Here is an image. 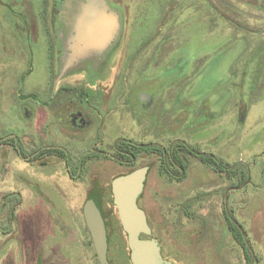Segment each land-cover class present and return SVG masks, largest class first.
Segmentation results:
<instances>
[{"label":"rangeland","instance_id":"374dc122","mask_svg":"<svg viewBox=\"0 0 264 264\" xmlns=\"http://www.w3.org/2000/svg\"><path fill=\"white\" fill-rule=\"evenodd\" d=\"M69 1L0 0V264H36L40 250L54 264H93L78 261L83 253L71 227L84 223L88 198L97 191L115 234L110 253L128 258L112 180L140 166L151 170L141 201H150L158 218L154 235L167 258L176 264L246 258L228 228L229 215L242 224L251 257L264 264V0H122L128 32L138 25L117 69L124 90L103 97L100 86H88L84 99L94 122L104 124V139L95 130L76 132L65 119L66 130L52 125L60 103L50 96L69 85V93L59 94L76 97L82 87L74 78H92L80 70L59 72L49 32ZM142 92L150 94L149 103ZM151 127L155 141L164 135L172 146L214 153L246 182L186 151L180 153L188 173L179 180L161 170L156 153L125 162L113 149H94L110 147L119 135L147 143ZM35 143L37 150L62 143L72 150L66 158H40ZM75 162L81 166L74 170Z\"/></svg>","mask_w":264,"mask_h":264},{"label":"flooded vegetation","instance_id":"af4514ba","mask_svg":"<svg viewBox=\"0 0 264 264\" xmlns=\"http://www.w3.org/2000/svg\"><path fill=\"white\" fill-rule=\"evenodd\" d=\"M123 1L127 2V4L129 5L132 4L130 0ZM139 4L141 5L143 4V2L135 0V5ZM139 16L140 15L138 14L136 15V21ZM56 18L57 29L55 32L53 31L52 33H49L51 35V38H53L57 48V64L58 68H60V74L62 75L64 72L80 70L86 72V74L89 73L92 78H87L83 74H80L82 75V78H74L75 83L82 87L81 90H79L80 94L76 97H72L71 95L59 94L63 91L69 93V85H63V87L61 88L62 90L59 91L57 95L50 96L51 98L54 97V99H56L57 102L60 103V105L54 108L51 113L52 125H61L60 131L66 130V128L63 126L65 123V119L70 124L72 129L76 132H82V134H84L88 131L95 130L97 132V136L102 138L105 132L104 124L97 125L94 122L92 110H90L89 107L84 106V99L86 98L85 95H89V90L86 87H96L97 89V87L100 86L103 89L102 91L106 92L103 97L111 96V94H121L124 89H120L121 82H119L120 80L116 79L117 71H119L117 69L121 68V58L125 54L127 47L130 45L131 40L134 36V31L138 25H136L135 28L133 27L132 31L128 32V15L126 14V7L122 0H72L68 2L65 11H63L62 14L57 15ZM133 54L137 56L138 54H140V51H134ZM105 69L106 75L101 72L102 70L105 71ZM101 73L104 74V78H98V75ZM56 80L59 79H55V81ZM20 81H22V75ZM59 81H61V79ZM74 81L72 83H74ZM138 81L139 79H134L133 85L135 83L137 85ZM126 82V84H128L130 80L127 79ZM57 85L58 84L54 83L51 89H53L55 86L57 87ZM57 89L58 88H56L55 91H57ZM140 95L144 96L146 94L145 92H142ZM18 97L23 100L25 99V96L22 93H19ZM149 97L150 94L144 96V100H147V103H149ZM31 98L38 103L40 102V97L36 95H33ZM102 103H107V101H103ZM96 125L98 129L95 128ZM50 128L51 130H53L52 127ZM100 129H102V131H100ZM151 129L146 131V135L150 136V140L147 143L140 142L139 140L134 139L132 137L119 135L116 141L111 143L110 147H105L106 145L104 143H99L97 146H94V149L105 150L106 148H110L116 151L117 154L120 156L121 152L124 149L132 150L139 147L141 149H150L151 153H156L157 150H162L163 156L168 155V152L170 151L171 147L174 146L169 144V139H167L166 136H164L162 133V140L155 141L154 130L152 127ZM102 139H104V137ZM34 145L35 149L37 150V144L35 143ZM72 145H75V143ZM55 148H59L66 151V155H69L68 151L72 150V146L68 143H62L59 146H55ZM41 151V148L36 151L37 157L41 158ZM181 151H185L184 147H182ZM158 155L160 158L162 157V155ZM181 157L184 158V155L181 154ZM80 161L82 160L80 159ZM66 164L70 163L66 161ZM75 165L81 166L78 162L73 163V166ZM150 171L151 170L149 168L145 181V187L139 197L138 203L140 207H142L146 211L148 223L152 228V237L157 238V236L154 235V232L156 231V221L158 220V218H156V215L150 209V201H147L145 203H142L141 201L143 195L146 193ZM94 195L98 197V201L101 204L103 213H105L102 204V193L97 191L94 193ZM106 225L108 231V260L110 264H133L132 259L130 257V253L128 258H125L123 254L116 256L110 253L111 244L113 242L112 240L115 234L110 233V227L107 221ZM71 229L72 232H74H71L73 239L77 240V242L80 243V248L83 253V255H80L81 258H79L78 261L83 263L85 260H87L88 262L91 261L93 264H101L96 253L91 230L86 222L85 213L84 223L79 224L74 229L71 227ZM123 231L127 236V233L124 229ZM116 236L117 238L120 237L119 234H116ZM142 236L147 237L146 235ZM157 239L160 242V239ZM160 245L161 253L163 256L160 264H167V261H171L173 264H176L173 258H167L165 256L161 242ZM119 252H121L120 249ZM52 259L46 258L44 255V251L40 250L37 254L35 263L54 264V260L52 261ZM262 263L263 262L261 261V258H253V256L251 257V255L248 253L246 258H236V260H233V263L230 260H226L224 264ZM221 264L223 263L221 262Z\"/></svg>","mask_w":264,"mask_h":264},{"label":"water","instance_id":"95a60500","mask_svg":"<svg viewBox=\"0 0 264 264\" xmlns=\"http://www.w3.org/2000/svg\"><path fill=\"white\" fill-rule=\"evenodd\" d=\"M148 170V166H141L112 180L113 201L123 229L127 233L133 264H160L163 258L159 240L152 237V228L148 223L146 211L138 203L145 187ZM84 213L100 263L110 264L108 231L100 202L94 200L86 204ZM167 264L173 263L167 261Z\"/></svg>","mask_w":264,"mask_h":264},{"label":"trees","instance_id":"16d2710c","mask_svg":"<svg viewBox=\"0 0 264 264\" xmlns=\"http://www.w3.org/2000/svg\"><path fill=\"white\" fill-rule=\"evenodd\" d=\"M7 141H9V140H7ZM13 145H15V144L13 143ZM182 147H184L186 152L193 154V155H197V157H199L202 162L212 166L216 171L226 172L230 178H234L235 176L240 175L239 176L240 177V180H239L240 183L246 182V177H245L244 173H242L241 171H239L236 168L231 167L228 163H225L222 159H220L214 153H205V152H202L200 150L194 149L193 147L185 145L183 143H178V144H175L174 147H171L168 155L163 156V151L157 150L156 153L162 155L161 161H163V163L160 164V168L162 171H164L166 173H170V175H172L174 178H177L179 180L186 177V175L188 173L189 166H188L187 159L181 157L180 152H181ZM143 152L151 153L150 149L148 150L146 148L141 149L138 147V148L132 149V150H130V149L125 150L124 149L121 152L119 159H121V161L130 162L132 160H135ZM49 154H55V155H58V156L64 157V158L67 157L66 151L59 149V148L53 147V148L42 149L41 157L44 155H49ZM73 168L75 170L78 168V166L75 165ZM136 168H138V167H136ZM136 168H133V169L127 171L126 173L131 172ZM123 174H125V173H123ZM10 199H13V198H10ZM94 200L98 201V198L94 194H92L91 196H89L87 204L89 202L94 201ZM227 221H228V228L232 232L234 239L243 247L244 252L246 254H248L250 252V248H249V245L247 243V236H246V233L243 229L242 224L239 223V221L237 219L231 218L229 215H227Z\"/></svg>","mask_w":264,"mask_h":264}]
</instances>
